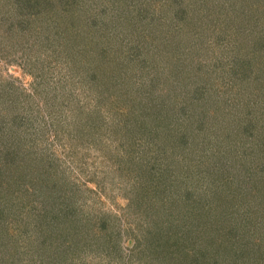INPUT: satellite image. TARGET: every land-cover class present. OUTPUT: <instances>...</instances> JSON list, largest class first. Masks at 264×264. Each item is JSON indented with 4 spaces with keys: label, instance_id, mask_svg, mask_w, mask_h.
Masks as SVG:
<instances>
[{
    "label": "rangeland",
    "instance_id": "374dc122",
    "mask_svg": "<svg viewBox=\"0 0 264 264\" xmlns=\"http://www.w3.org/2000/svg\"><path fill=\"white\" fill-rule=\"evenodd\" d=\"M154 1L0 0V153L45 164L44 178L25 191L15 186L25 181L16 171L0 192L2 231L35 239L23 264H42L45 250L63 240L75 246L63 264H184L182 251L159 248L164 238L191 260L206 253L213 264H234L233 252L242 250L235 264H264V61L260 83L247 87L244 72L256 67L232 70L234 56L248 58L233 50L245 22L221 14L212 26L225 37L201 54L202 65L186 56L192 75H172L137 25L153 17L159 24L169 6ZM92 5L95 18L74 13ZM81 21L95 25L83 33ZM198 81L199 100L190 96ZM162 98L174 107L171 117L159 109ZM244 114L252 117L247 130ZM146 120L163 125L172 147H150L163 138L138 126ZM159 197L180 202L182 220L153 227L149 250L138 227L164 219ZM54 221L62 235L46 238ZM217 233L225 236L221 245Z\"/></svg>",
    "mask_w": 264,
    "mask_h": 264
},
{
    "label": "trees",
    "instance_id": "16d2710c",
    "mask_svg": "<svg viewBox=\"0 0 264 264\" xmlns=\"http://www.w3.org/2000/svg\"><path fill=\"white\" fill-rule=\"evenodd\" d=\"M160 1H164L166 4H168L169 8L162 13L161 17L157 19V22L159 24H155V18H151L153 21L149 23L144 24H137L139 25V28L143 31H147V37H150L149 42L152 43L155 46V53L156 59L159 63L162 65H168L171 67L170 72L172 75H181V73L186 75H192L191 73V66L189 65L187 55H190L191 57H196L195 59L198 61L199 65H202V59L205 58V56H201V54H206L209 50L210 45H216L221 41L225 35V30L216 33L214 27L212 24H216L220 20V15H224L227 19L228 23L232 22H245L244 24H241L243 26V30L241 35H236L237 39H239V42L241 44H234L233 50L235 51L245 49L248 53V58H246V61H241L235 58L234 56V63L232 65V70L235 71H246V67L253 66L256 67V70L254 72L245 73L244 79L246 81V86L248 87L251 84H258L260 83V71H258V63L264 61V10L261 9L260 4L258 0H155L154 4H159ZM154 6V5H153ZM152 6V7H153ZM90 9H78L76 8L75 14L83 18L84 21L87 19L88 16L94 15L93 18L96 17L95 13L89 11ZM16 8V6H15ZM149 11H147L146 16L148 15ZM81 23L84 26L83 33H86L87 30H89V26H94L95 24H88V22ZM93 22V19L91 20ZM240 24V23H239ZM160 25L161 28H158L157 26ZM76 28L73 29V32L77 33L79 26L76 25ZM58 27V25H56ZM128 28L132 29L134 25L127 26ZM147 28V29H146ZM64 33L68 34V37H74L73 33H71L70 30L64 29ZM65 35V34H64ZM67 37V35H65ZM78 36V35H77ZM87 36V35H86ZM88 37V36H87ZM242 39L243 43L245 45L242 46ZM249 41V42H248ZM242 46V47H241ZM211 48V47H210ZM102 53V52H101ZM164 63V64H163ZM252 64V65H251ZM211 67V65H209ZM163 66H158V68H162ZM188 69V74L186 73L185 69ZM193 68V67H192ZM166 70V69H165ZM163 69V72L165 71ZM262 72V71H261ZM264 75V71H263ZM200 82H194L195 87L197 88V92H193L191 90L190 96L195 98L194 95H196L197 100L200 99V95H202L203 91L200 86ZM161 82H155L153 83L152 87L154 88V85H160ZM193 93V94H192ZM181 96V95H180ZM179 96V97H180ZM163 99V98H162ZM167 99H163V101H160L159 109L160 111H163L164 114H166V117H171L173 114L169 113V109L172 107L173 112V105L168 107V105L164 104L166 103ZM148 102V101H147ZM141 103V101H140ZM159 103V100H158ZM148 105V104H147ZM200 105V104H198ZM150 107H152V104H149L147 109V113L150 112ZM158 109V111H159ZM166 111V112H165ZM144 115V114H143ZM143 115L138 114L137 118L140 120V117L142 119ZM163 117L159 116L160 118L164 119V115L160 114ZM158 116V113H157ZM247 117V114L242 115L239 118V121H243L245 125H243V129L247 130L248 127H250L251 123V116L250 118L245 119ZM175 121H177L176 117H173ZM146 119V115L143 117L142 120ZM149 119L150 115H149ZM232 120V119H231ZM233 121V120H232ZM155 122L156 121H148L147 120L141 121V123L138 124V126H145L146 124H149L148 127H145V130L149 137L152 138V136H158L160 138H163V140H160L158 142L154 141V144L151 148H162L165 149L169 145L172 147V144L169 143V138H166L168 134L162 131L161 128H155ZM154 124V126H153ZM164 124V122L162 123ZM2 128L1 121H0V129ZM149 128L153 129L154 131L149 130ZM238 129L240 130V126H238ZM140 133V129H139ZM144 133V132H143ZM137 134V133H136ZM145 134V133H144ZM138 135V134H137ZM176 137V136H173ZM166 138V139H165ZM185 141V140H184ZM183 142V141H182ZM157 144V146H155ZM184 144V142L182 143ZM15 145L14 142H11V147ZM170 147V148H171ZM27 148L29 146L27 145ZM171 149H174L171 148ZM8 151H4L3 154L0 153V192L1 189H5V186H3V183L9 180V178L12 176L11 174L19 171V176L17 179H25L23 185L19 182H15V186L23 187L21 188V191H25L29 186L33 184L35 181V178L42 179L44 178L41 175H38L40 173V168L44 167L45 164L43 163H37L38 161H34L32 164L31 159H29L27 156H11L13 155L8 153ZM11 152V151H10ZM258 152L257 149L255 150V153ZM30 154V153H29ZM15 158V160L13 159ZM41 166V167H40ZM48 168V167H47ZM43 169V168H42ZM52 171H54L52 169ZM63 174V173H62ZM26 177H23V176ZM55 176H60L58 173L55 172ZM47 179V178H45ZM67 184V183H66ZM22 185V186H21ZM70 186V184H67ZM45 186V185H44ZM8 188V186H6ZM175 200H167L163 198H155V202L159 204V207L162 205H166L167 209H164L163 211L158 214L159 216L164 214V219L160 221V218L156 221L151 222L149 225L146 226H140L138 229H141L138 231L141 233V236L137 238V240L141 243V246L144 244L145 249L151 250V247L155 249L156 247L152 246L153 242H156L152 234V228L154 227L153 231L156 230V228L161 224L163 229L166 227L170 228L172 223H176L181 219V212L183 211V208L179 207L180 202L178 204H172ZM167 202V204L165 203ZM165 203V204H164ZM172 204V205H171ZM176 205V206H175ZM189 207V205H188ZM150 211V210H149ZM145 212V211H144ZM47 213V212H46ZM146 213V212H145ZM49 214V212H48ZM148 214V213H146ZM4 218V211L0 208V264H23V260H25V254L27 253L28 248L32 243H34V238L27 236V237H17L14 235V233H10L7 229H5L6 233H4L3 229V219ZM153 216L150 215V218ZM157 222V225L155 223ZM161 222V223H159ZM182 224V223H181ZM90 225V224H89ZM151 226V228H149ZM75 227V226H74ZM216 228L215 230H217ZM46 238H59L61 237L62 233L57 226V223L54 221L53 223H49V225L46 228ZM94 233V232H93ZM138 233V234H139ZM225 236H221L220 233H217V239L219 240V243L221 245V242ZM226 238H230L229 235H226ZM41 242H45V239ZM69 241L63 240L62 242H59V246H54V248H47L42 255V264H48V260L51 261L53 264H63L66 260V255L68 254V250L72 248L73 250V244L68 243ZM230 242V240L228 241ZM66 243V244H65ZM39 247L42 254V248L41 243H39ZM51 244V243H50ZM49 244V245H50ZM68 244V245H67ZM43 245V243H42ZM67 245V246H65ZM102 249H106L105 246L101 245ZM162 247L169 249V251H172L173 248H176L183 252L185 258L183 260L184 264H213L214 258H210L206 253H199L197 254L198 257L191 260L190 257H187V252L182 249V247H179L171 240L167 239L162 244H160L159 248ZM229 247H231V243L229 244ZM111 246L107 248L106 251L111 250ZM26 251V252H25ZM186 252V254H185ZM242 252V250H241ZM239 250L234 251V257L231 255H226L225 257L228 259L230 256V260L233 257V260L231 263H239L238 257L241 253ZM29 254V250H28ZM26 254V255H28ZM166 257V255H165ZM207 259V261H206ZM211 261V262H210ZM224 264V263H223Z\"/></svg>",
    "mask_w": 264,
    "mask_h": 264
}]
</instances>
